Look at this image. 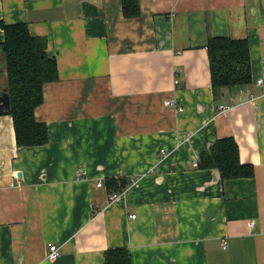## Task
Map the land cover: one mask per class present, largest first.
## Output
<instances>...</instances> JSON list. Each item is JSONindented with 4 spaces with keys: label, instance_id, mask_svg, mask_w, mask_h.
Returning <instances> with one entry per match:
<instances>
[{
    "label": "crops",
    "instance_id": "1",
    "mask_svg": "<svg viewBox=\"0 0 264 264\" xmlns=\"http://www.w3.org/2000/svg\"><path fill=\"white\" fill-rule=\"evenodd\" d=\"M137 1L126 18L121 0H0V44L24 22L58 71L35 110L47 144L17 147L0 114V264H264V0ZM212 37L247 40L250 85L215 96ZM225 137L253 178L196 168Z\"/></svg>",
    "mask_w": 264,
    "mask_h": 264
},
{
    "label": "trees",
    "instance_id": "2",
    "mask_svg": "<svg viewBox=\"0 0 264 264\" xmlns=\"http://www.w3.org/2000/svg\"><path fill=\"white\" fill-rule=\"evenodd\" d=\"M124 17L139 13L137 0H121ZM3 42L0 53L6 72V92L9 95L12 125L17 147H38L47 144V126L35 118V110L43 102V87L58 80L56 60L46 53L47 39L29 33L27 24H1ZM215 96L223 90L242 88L251 84L249 47L246 39L212 37L205 45ZM196 168L216 169L222 181L251 179V164L239 161V147L233 137L217 139L199 154ZM109 178L105 181L107 191L122 193L127 183ZM103 264H131L127 249L106 250Z\"/></svg>",
    "mask_w": 264,
    "mask_h": 264
},
{
    "label": "built area",
    "instance_id": "3",
    "mask_svg": "<svg viewBox=\"0 0 264 264\" xmlns=\"http://www.w3.org/2000/svg\"><path fill=\"white\" fill-rule=\"evenodd\" d=\"M174 84H175V85H178V81L175 80V81H174ZM257 84H259V85L262 84V80H258V81H257ZM220 110H225V108H224L223 106H221V107H220ZM177 111H178V112H182V111H183V108L180 107V106H178V107H177ZM161 153L164 154L163 151H161ZM102 186H103L102 182L97 183V187H102ZM120 194H121V193H119V194H118V193H113V194H111V195L109 196V200H110V201H114V200H116V199L119 197ZM131 218H135V216L132 215ZM221 246H222V248H225V247H226L224 242L221 243ZM59 255H60V253H59V248L56 247L55 245L49 244V245H48V251H47L46 260H47L48 262H51V263H52V262H55V261L59 258Z\"/></svg>",
    "mask_w": 264,
    "mask_h": 264
},
{
    "label": "water",
    "instance_id": "4",
    "mask_svg": "<svg viewBox=\"0 0 264 264\" xmlns=\"http://www.w3.org/2000/svg\"><path fill=\"white\" fill-rule=\"evenodd\" d=\"M10 112L9 95L7 92L0 93V114H8Z\"/></svg>",
    "mask_w": 264,
    "mask_h": 264
},
{
    "label": "rangeland",
    "instance_id": "5",
    "mask_svg": "<svg viewBox=\"0 0 264 264\" xmlns=\"http://www.w3.org/2000/svg\"><path fill=\"white\" fill-rule=\"evenodd\" d=\"M5 81H6V79H5ZM6 87H7V85H6Z\"/></svg>",
    "mask_w": 264,
    "mask_h": 264
}]
</instances>
